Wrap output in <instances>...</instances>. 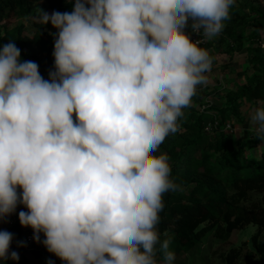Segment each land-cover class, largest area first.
Wrapping results in <instances>:
<instances>
[{"label":"clouds","instance_id":"1","mask_svg":"<svg viewBox=\"0 0 264 264\" xmlns=\"http://www.w3.org/2000/svg\"><path fill=\"white\" fill-rule=\"evenodd\" d=\"M234 3L38 8L36 22L57 29L50 79L15 42L0 46V220L22 204L20 224L65 264H174L157 225L163 195L179 185L168 155L156 153L209 83L213 57L200 45L223 31ZM190 20L200 40L185 32ZM257 103L250 125L264 142V99ZM12 241L0 231V260L19 261Z\"/></svg>","mask_w":264,"mask_h":264},{"label":"trees","instance_id":"2","mask_svg":"<svg viewBox=\"0 0 264 264\" xmlns=\"http://www.w3.org/2000/svg\"><path fill=\"white\" fill-rule=\"evenodd\" d=\"M74 3L75 0H0V46L15 42L21 58L37 63L41 76L49 80L50 71L55 70L51 33H56L57 29L51 23L36 22V6L42 4L40 9L46 12H70ZM234 12L230 11L229 19H236ZM256 14L258 26L264 27V10L259 8ZM26 16L34 17L31 35L24 33L26 26L22 23L14 27L5 24L11 18ZM227 31L230 35L231 26ZM246 40L251 43L257 39L248 37ZM236 41L239 48L244 47L242 38L236 37ZM251 46L247 80L238 89L226 91L225 105L212 111L220 124L241 121L244 100L258 104L264 99V51L260 45L251 43ZM198 110L195 107L183 109L184 114L178 121L180 131L169 134L156 153L168 155L171 178L179 185V190L163 195L164 207L157 225L161 242L170 238V251L175 253L176 260L196 249L206 238L228 241L235 230L253 224L257 228L251 245L244 243L243 248L231 249L225 256V264H237L243 258L248 264H264V202L253 197L254 192L264 194V147H257L262 141L256 133L237 140L232 138L230 142L220 137L212 139L205 130L207 116ZM4 230L0 226V231ZM6 230L14 239L26 242L20 223ZM40 238L41 241L45 238L43 233ZM31 245V254L39 264H49L51 253L43 243L34 239ZM244 247L247 252L241 257ZM157 258L159 260V255ZM0 264H24V261L0 260Z\"/></svg>","mask_w":264,"mask_h":264},{"label":"rangeland","instance_id":"3","mask_svg":"<svg viewBox=\"0 0 264 264\" xmlns=\"http://www.w3.org/2000/svg\"><path fill=\"white\" fill-rule=\"evenodd\" d=\"M36 7L37 9H40L42 8V4H37ZM259 8L264 10V0H235V3L230 11H235L234 13H236V19H227L224 21L225 27L222 31V35L214 42L216 47H214L213 52H209L210 56L213 57V66L210 73H212L213 76L215 73H217L215 79H217V77L220 75H223V81H209V83L206 85H199L197 87L196 93L198 94V103L196 104V101L192 99L191 105L188 106L189 108L195 107V109H200V106L207 102L211 105L209 110L212 111L213 101L211 98L208 97L205 100V98L201 99V96L205 95V93H207L206 96H210V94L217 96L218 92L219 94H223V91H228V89H230L231 84H235L236 82H241L242 84L247 80L249 68L248 62L253 51V46H251V43L254 45H260L264 51V27L258 26L259 21L256 18V12ZM48 13L51 14L53 11H48ZM33 18V16L14 17L6 21L5 24L8 27H14L22 23L26 26L24 33L31 35L33 32ZM228 26H231L232 29V32H229L230 35H228L227 31ZM254 34H256V36L251 37ZM236 37L242 38L246 43V47L239 48ZM248 37L253 39L256 38L257 40L249 43V40H246ZM218 39H222L220 43H217ZM241 71H243V77L240 75ZM226 75L229 77H226ZM211 84H216V86L218 84L220 85H218V87H213L212 91L210 87ZM205 116H207L208 119L209 114ZM233 134L234 133L228 134L221 130H216L213 133H209L212 139L220 137V139H224L229 142L233 140ZM253 197L263 200L264 202V194L254 192ZM19 206L23 207L22 204ZM6 225V222H4V225H2L3 229ZM256 228L257 227L255 225L250 224L243 229L235 230L228 241H219L211 237L206 238L199 246L196 247V249L174 260V264H225V256L231 249H239L240 247L243 248L244 243H247L248 246L251 245V237L256 231ZM18 241L19 243H17V246L11 248L19 254V257L20 259H23L24 264H34V262H37L30 254L25 255L24 252L18 251V247L20 248L21 245L20 240ZM13 243L15 244V242ZM246 252L247 248L244 247V249H242L241 257H245ZM60 260L61 259L58 258L57 261L59 262ZM248 263L249 261L246 258H243L237 264Z\"/></svg>","mask_w":264,"mask_h":264},{"label":"crops","instance_id":"4","mask_svg":"<svg viewBox=\"0 0 264 264\" xmlns=\"http://www.w3.org/2000/svg\"><path fill=\"white\" fill-rule=\"evenodd\" d=\"M216 41V40H215ZM215 41H213V44H212V46H210L209 48H206L209 52H213V50H214V47H216V44L214 43ZM245 42H244V47H246L245 46ZM243 47V48H244ZM225 59V58H224ZM244 70V69H243ZM207 75L209 76V81H219V80H221V81H223V75H220L219 77H217V79H215L216 78V76H217V73H215L214 74V76H213V74L212 73H207ZM240 75H241V77H243V71H241V73H240ZM226 77H229L228 75H226ZM240 80V79H239ZM219 83V82H218ZM218 85H220V84H218ZM218 85L216 86V84L215 85H213V84H211L210 85V87H211V90L213 91V87H218ZM241 86V82L240 83H233V84H231V87H230V89H228V91H231V90H236V89H238L239 87ZM203 87H205V86H203ZM201 92H202V90H201ZM224 93L226 92V91H223ZM223 93V94H224ZM200 94V93H199ZM202 94V93H201ZM206 94L207 93H205V95H203V96H201L200 98L201 99H204L205 98V100L208 98V97H210L211 98V100L213 101V108H212V111L214 110V111H218L219 109H221L224 105H225V103H224V95L222 94V93H220L219 94V92L217 93L218 95L217 96H213L214 94H210V96L209 95H207L206 96ZM205 96V97H204ZM220 96H222V97H220ZM220 97V98H219ZM193 99L196 101L195 103L197 104L198 103V94H196L194 97H193ZM254 107H259V105L258 104H253V103H248V102H246V100H244V102H243V105H242V107H241V112H240V114H241V121H237L236 123H234V126H235V128H236V132L233 134L234 135V138H235V140H237V139H240V138H244V137H250L251 135H254L255 134V132L252 130V126L250 125V109H252V108H254ZM233 117V116H232ZM235 119V118H234ZM259 149H261V147L263 148L264 147V142H261L258 146H257ZM1 221V223H0V226L2 227V225H4V220H0ZM7 228H9L7 225L4 227V229L6 230ZM13 242H15V244L13 243ZM17 243H19V241L17 240V239H14L13 238V241H12V244H11V247H15V246H17ZM21 245H20V248L18 247V251H21V252H24V254L25 255H28V254H30L32 257H34L32 254H31V248L30 247H28V245H27V243L25 242V243H20ZM11 251H14L12 248H10V252ZM27 253V254H26ZM35 258V260L37 261V262H34V264H39L40 263V261L36 258V257H34ZM49 260H52L53 261V264H64V261H62V260H60L59 262L57 261L58 260V257L57 256H55L53 253H51L50 254V256H49V258H48V263H49Z\"/></svg>","mask_w":264,"mask_h":264},{"label":"built area","instance_id":"5","mask_svg":"<svg viewBox=\"0 0 264 264\" xmlns=\"http://www.w3.org/2000/svg\"><path fill=\"white\" fill-rule=\"evenodd\" d=\"M191 23L192 22L190 20L189 26L185 28V32L190 35V37L193 41L200 40L201 39L200 34L192 31ZM221 35H222V32L218 36L214 37L211 40L205 39L200 46L201 47L206 46L208 43L215 41ZM210 107H211V105L206 102V103H203L199 109L201 113H203L205 115L209 114L208 119H206L205 130L208 133H213L216 130H221V131H224L226 133H235L236 128H235L234 124L232 122H226L224 124H220V120L218 119V117L215 114H213L212 111L209 110ZM20 211H27V209L22 208L20 206H17L16 212H14L10 216L3 219L4 222H6L8 227H12V226L16 225L17 223H20L19 222V212ZM21 227H22L23 231L25 232V235H26L25 238H26V243H27L28 247L32 248L31 244L34 240L33 230L30 227L25 228L22 225H21ZM49 264H53V261L49 260Z\"/></svg>","mask_w":264,"mask_h":264}]
</instances>
